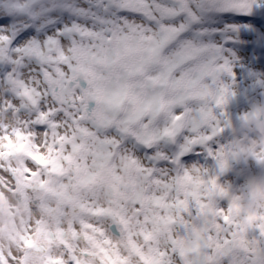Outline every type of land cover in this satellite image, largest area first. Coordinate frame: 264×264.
<instances>
[{"label": "clouds", "instance_id": "obj_1", "mask_svg": "<svg viewBox=\"0 0 264 264\" xmlns=\"http://www.w3.org/2000/svg\"><path fill=\"white\" fill-rule=\"evenodd\" d=\"M0 264H264V0H0Z\"/></svg>", "mask_w": 264, "mask_h": 264}, {"label": "snow or ice", "instance_id": "obj_2", "mask_svg": "<svg viewBox=\"0 0 264 264\" xmlns=\"http://www.w3.org/2000/svg\"><path fill=\"white\" fill-rule=\"evenodd\" d=\"M254 23H257V24H259V23H260V21H259V20H256V21H254Z\"/></svg>", "mask_w": 264, "mask_h": 264}]
</instances>
